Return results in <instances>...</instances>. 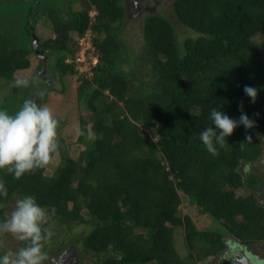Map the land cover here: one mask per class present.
<instances>
[{
  "label": "trees",
  "instance_id": "obj_1",
  "mask_svg": "<svg viewBox=\"0 0 264 264\" xmlns=\"http://www.w3.org/2000/svg\"><path fill=\"white\" fill-rule=\"evenodd\" d=\"M38 1L0 0V81L12 84L11 95L21 99L12 97L10 104L20 109L26 99L39 105V91L47 96L51 84L79 71L80 128L95 139L78 135L76 157L60 146L54 171L44 167L16 179L0 170L8 188L7 197L0 196V222L10 201L32 196L50 214L55 208L51 230L53 222L64 227L62 245L91 264L224 258L225 235L198 230L190 216L179 215L185 198L237 243L263 242L264 206L255 194L263 181L240 168L262 164L264 154V56L251 45L264 30V0H171L173 19L153 11L143 16L144 48L137 58L122 40L129 0H81L82 9ZM40 19L53 34L36 37L45 57L36 69L47 78L35 72L29 87H16V75L32 68V32ZM174 20L196 36L179 40ZM88 31L96 63L86 70L70 60L78 51L74 35ZM245 86L259 90L255 103ZM241 103L256 126L240 125L223 147L217 145L218 155L210 154L200 133L215 128L211 109L238 120ZM72 228L77 230L70 234ZM177 228L184 230L186 257L175 247ZM52 243L58 245L53 240L44 251Z\"/></svg>",
  "mask_w": 264,
  "mask_h": 264
},
{
  "label": "rangeland",
  "instance_id": "obj_2",
  "mask_svg": "<svg viewBox=\"0 0 264 264\" xmlns=\"http://www.w3.org/2000/svg\"><path fill=\"white\" fill-rule=\"evenodd\" d=\"M45 1L47 5L49 6L51 5L49 4L48 0H45ZM49 1H51L52 4L60 3L61 7H65V6L67 7V4H68V6H71L73 9H82L81 5H78L80 4L79 2L81 0H65L64 3L61 1L59 2V0H49ZM151 1H154L156 4L155 5L153 3L151 4ZM69 2H72V3L70 4ZM170 2L171 0H157V1L156 0H129L128 5L130 7L131 13L124 25L122 40H123V43H124V46L127 52L131 53L133 58H137L139 57V55L141 56L143 48H144L142 33H141L143 16L149 11H153V12L165 15L169 19H173V15L171 14L169 10ZM94 14H95L94 9H90L89 15L94 16ZM34 15H36V13H34ZM174 25H175L174 27L177 31L179 40H182L185 37H189V36L190 37L196 36L190 30L183 28L181 24L180 26L175 20H174ZM34 34H35V37L39 39H43V40L47 38H51L53 36L50 26L46 22V19L38 20L36 27H35ZM87 37L89 39L93 38L90 32ZM78 39L79 38H77V35H74L73 40H75L76 43L78 44V51L74 55V58L79 56V54L82 51H84L86 48V46L84 45L80 46V41ZM251 45L253 49H255L256 51H258L260 54L264 56V30L259 32L257 35H255L251 39ZM93 51L94 50L92 47H90V51H86V55H85L86 62L84 64L86 68L89 62H92L93 59L94 60L96 59V57L93 56ZM75 52H76V49H75ZM35 56L31 57L32 58V68H30L29 70L25 72L18 73L16 75L17 79L27 78L28 80H31L33 75H35V72L38 75V70L36 69V67L39 63L38 62L39 58L38 56L36 57ZM78 64L79 63L76 64V67H79L80 69L82 66ZM135 66L133 65V67ZM79 74L80 72L77 71V74L63 76L60 79V81H56L53 84H51L50 87L53 91L47 94V96H45V94L43 96L42 91L41 92L39 91L37 94L38 98H43L39 106L41 107L47 106L51 108L55 117L58 119L59 121L58 135H59L60 146L66 149L67 153L71 157H76L77 152L80 150V146L77 144V139H78L77 128H80L79 116L81 115V111H80V106L78 105L77 100H76V88L78 86L77 79L79 77ZM39 76L42 77L43 79L47 78V76H45V74H42V73H40ZM37 83L41 89L43 90L46 89L47 84H44L42 81L39 82L38 80H37ZM13 91L14 90L12 89V84H9L5 81H0V111H6L10 115L14 114L12 112L16 113L19 110V108H17L16 106H12L10 104L12 101L10 98L14 97V95H11V92L13 93ZM7 99L9 101H7ZM19 99H21V97L18 98V95H15L13 100L18 101ZM36 102H38V100ZM59 160H60L59 154L55 155L52 162L48 166H46V168H48L50 171H54L57 164L59 163ZM263 167L264 166H262V164L258 161V162L251 163L248 169H246V172H243L244 171L243 166L240 169H242L241 171L243 172V174L247 176L248 173H260ZM241 193L239 192V194ZM24 197L26 196H23L22 198H19V199H23ZM256 197L260 204H264V194L263 195L256 194ZM17 200L18 198H15L8 203L7 208H6V214H10V212L14 209V206ZM179 215L180 216H184V215L190 216V218L192 219L193 223L195 224L198 230H210L216 233H221L223 236L225 235L224 239L226 241V244L236 249L235 251L236 253H238V255L241 252L245 251V255L250 256L251 264H264V241L259 243V245H256V246H248L250 247V249L245 248L247 246L241 245L237 243L233 238L226 236L224 230H222V228L208 214L202 213L195 205L190 204L188 200L185 198H182V205L180 206V209H179ZM52 224L53 225H52L51 231L53 232V235L50 241L47 243V245L53 242V240H55V242L57 241L58 245L59 244L62 245L61 238L62 236H64L66 230H64V227L54 224V222ZM72 229H70L71 230L70 234L77 230L76 228H72ZM83 229L85 230V227ZM87 230L88 228H86V231ZM75 233H77V235L83 234L81 231H78ZM0 239L4 241L3 247H0V256H3L9 250H12V251L18 250V248L22 247V244H23V242H19L15 240V238H13L11 234H5L3 237H0ZM64 242L63 244H65ZM174 243H175V247L179 255L181 257H186V255L188 254V251L185 246V237H184L183 229L177 228L175 230ZM52 244L53 245L48 246V251L45 250L47 254V259L44 261V264L52 256H55L54 258H57L60 255L63 257L64 252H66L67 248L69 247V246L67 247V246L62 245L61 247H59L60 248L59 249L58 245H56L55 243H52ZM228 246L226 247L225 251L222 253L224 254L227 252L224 258L222 257L223 255L221 256L223 259H221V257H216L213 259H209L207 261L200 260L196 264H204V262L205 264H230L231 255H229L230 251H229ZM199 255H201L200 250L195 254V256L198 257ZM68 264H91V263L90 261H87L86 258L84 261H82V259H78L74 257L73 259L71 258L68 261Z\"/></svg>",
  "mask_w": 264,
  "mask_h": 264
},
{
  "label": "clouds",
  "instance_id": "obj_3",
  "mask_svg": "<svg viewBox=\"0 0 264 264\" xmlns=\"http://www.w3.org/2000/svg\"><path fill=\"white\" fill-rule=\"evenodd\" d=\"M85 34L78 40L84 36L86 40L89 39L87 37L89 31ZM89 40L92 47L91 39ZM75 59L70 62L74 63ZM14 83L16 87L27 88L30 81L27 78H19ZM258 91L251 86L244 87V92L251 98L252 103L256 102ZM240 111L241 116L235 120L216 108L211 109L210 119L215 128L210 126L200 133V139L210 154L218 155L217 145L223 147L226 137L231 136L240 125L245 129L256 126L255 121L243 112V103L240 105ZM58 128L59 121L52 109L39 106L34 99H26L14 114L0 111V170H5L6 174H13L16 179H20L25 173H32L48 166L59 153ZM77 134L89 140L95 139L93 134L81 128H77ZM246 139L251 142L252 136L248 135ZM7 195L6 183L0 179V196ZM54 214V207L50 214L32 196L18 199L14 209L10 214H6L3 222H0V237L11 234L15 240L23 242L24 246L16 251L9 250L0 256V264H44L47 259L44 248L53 235L49 222L51 215ZM3 245L4 241L0 239V247ZM256 245L259 243L251 246Z\"/></svg>",
  "mask_w": 264,
  "mask_h": 264
},
{
  "label": "flooded vegetation",
  "instance_id": "obj_4",
  "mask_svg": "<svg viewBox=\"0 0 264 264\" xmlns=\"http://www.w3.org/2000/svg\"><path fill=\"white\" fill-rule=\"evenodd\" d=\"M36 2H37V6H38V4H39V1L38 0H36ZM35 13L36 14H39V8L38 9H36V11H35ZM39 75V74H38ZM262 166H264V154H263V160H262ZM249 167V166H248ZM248 167L247 168H245V170L243 171V172H246V169H248ZM250 174H259L260 175V177H261V179H262V181H263V184H262V189L259 191V192H257L256 194L257 195H259V194H264V169L262 168V171L260 172V173H248V175H250ZM247 175V176H248ZM263 206H264V204H262ZM228 245H226V247H227ZM228 248H229V251H230V254L229 255H231V259H230V264H240V260H243V258L242 257H244V255H245V251H243V252H241L239 255H238V253H236V249H234L233 247H230V246H228ZM245 248H247V249H250V247H245ZM226 249V248H225ZM67 252V253H66ZM65 253H64V257H62L61 255V257L60 256H58L57 258H52V259H50L49 261H48V264L49 263H54V264H68V261L72 258H74L75 257V253L70 249V248H68V250L66 251ZM227 253V252H226ZM236 254V255H235ZM249 257V259H250V256H248ZM248 264H251V262L249 261L248 262Z\"/></svg>",
  "mask_w": 264,
  "mask_h": 264
},
{
  "label": "built area",
  "instance_id": "obj_5",
  "mask_svg": "<svg viewBox=\"0 0 264 264\" xmlns=\"http://www.w3.org/2000/svg\"><path fill=\"white\" fill-rule=\"evenodd\" d=\"M81 45L86 46V48H85L84 51H82V52L79 54V56L76 57V59H75V61H74V64L79 63L78 65L82 66L83 69H86V70H87V68H86V66H85L84 64H85V62H86V58H85L86 51H88V50L90 49V40H89V39L86 40L85 37L82 38V39L80 40V46H81ZM91 63H92V65H94V64L96 63V61L93 60V62H91ZM89 65H90V62L88 63V66H89ZM88 66H87V67H88ZM77 68H79V67H77Z\"/></svg>",
  "mask_w": 264,
  "mask_h": 264
},
{
  "label": "water",
  "instance_id": "obj_6",
  "mask_svg": "<svg viewBox=\"0 0 264 264\" xmlns=\"http://www.w3.org/2000/svg\"><path fill=\"white\" fill-rule=\"evenodd\" d=\"M32 35H33V38H34V40H33L34 41V43H33L34 44V46H33L34 47V52L38 56V58H40L43 61H45L44 60L45 57L42 54L39 53V50L37 48V39H36L35 34L33 32H32ZM242 258H243V260H240V264H248V262L250 261V259H249V257L247 255H244V257H242Z\"/></svg>",
  "mask_w": 264,
  "mask_h": 264
}]
</instances>
